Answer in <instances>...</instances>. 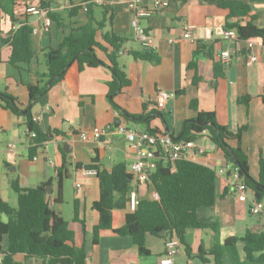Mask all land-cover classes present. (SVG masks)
Returning <instances> with one entry per match:
<instances>
[{"label":"crops","instance_id":"0c3cea01","mask_svg":"<svg viewBox=\"0 0 264 264\" xmlns=\"http://www.w3.org/2000/svg\"><path fill=\"white\" fill-rule=\"evenodd\" d=\"M49 1H52L51 10L74 23L73 28L88 23L84 10L70 19V10L65 6L66 2L81 5L85 0H23L20 14H24L28 7H39L42 2ZM231 1L248 4L257 17L256 24L264 28V0ZM153 2L143 0V6L150 8ZM110 7L113 19L103 32L113 31L128 40L119 63L132 80L130 87L123 88L114 97L118 109L114 108L108 96L112 72L105 66L74 73L67 82L50 87L30 105L28 87L37 85L39 76L46 73L44 53L57 47L63 37V31L57 24L45 28L40 17L28 15L29 22L40 28L33 41L37 56L28 65H11V48L0 41V92L17 98L23 105L22 109L30 108L33 117L38 119L41 133L50 135V140L34 156L37 160H33L27 146L26 118L0 107V196L17 206L18 195L11 186L13 181L17 180L22 189L48 184L51 187L49 201L75 232V244L86 247L88 264H160L166 257V242L155 236L147 238L150 252L147 256L139 253L130 237L109 230L101 232L97 244L93 243V229L100 222V215L93 204L101 199V189L97 174L86 173L85 167L96 162L101 171H111L116 165L124 164L130 171L137 154L123 136L104 137L95 143L82 141L79 134L94 127L115 126L119 121L135 131L151 129L178 139L185 123L195 120L199 112L214 113L219 124L234 133L246 128L242 149L248 156L250 174L257 179L259 159L264 157V43L260 39L238 41L227 38L225 24L228 11L221 9L216 2L170 0L168 7L141 20L142 27L150 36L149 51L159 61L138 60L129 52H142L147 48L137 40L131 26L132 11L123 0H110ZM183 23L195 25L193 39L183 37ZM11 28L6 19L0 36L5 39ZM224 51L232 53L229 65L219 60ZM253 54L258 60L253 66H248L249 56ZM160 91L173 97L158 111L155 105ZM244 96H249L248 104L240 101ZM193 102H196V108L192 107ZM127 114L144 115V120H127ZM196 137L195 148L188 152L187 160L213 170L228 165L227 171L216 178L215 205L197 212L202 223L218 225L220 237L212 229L189 231L185 243L191 249V257L183 247L174 264L202 263L196 258L200 249L210 251L216 242L242 237L249 230L264 231V212L253 216L250 213L251 202L235 198V188L242 180L237 178L232 165L227 162L224 151L211 142L207 131ZM11 143L16 145L14 152L8 149ZM59 171H62V176ZM61 188L63 203L57 205L55 200ZM132 188L142 199L157 200L152 186L133 183ZM75 201L80 202V217L86 221V230L74 221ZM66 208H69V220L65 217ZM125 214L126 211L122 210L113 212L114 229L124 225ZM4 247L7 248L6 241ZM17 260L25 261L23 256H18ZM26 264L45 263L29 260ZM222 264L230 262L224 257Z\"/></svg>","mask_w":264,"mask_h":264},{"label":"trees","instance_id":"16d2710c","mask_svg":"<svg viewBox=\"0 0 264 264\" xmlns=\"http://www.w3.org/2000/svg\"><path fill=\"white\" fill-rule=\"evenodd\" d=\"M73 0H71L72 2ZM85 0L81 5H73L68 17L75 18L80 10L87 6L88 23L73 28L74 23L63 18L62 14L51 11L49 16L58 29L63 31V37L57 47L49 48L45 53L46 73L39 76V83L29 86L31 104L43 96L50 87L65 83L74 73L86 68L105 66L112 72V81L108 84V96L115 109L114 97L123 88L132 85V80L120 66L119 59L127 39L111 32L104 33L107 23L113 19L110 0ZM216 2L228 11L226 30L236 32L238 41L260 39L264 43V28L256 24L257 17L252 8L240 1L206 0ZM51 2H42L39 7H51ZM23 0H0V29L6 19L12 28L0 41L11 48L9 63L13 66L30 64L37 54L33 48L35 34L34 26L28 20V14H20ZM95 9H100L102 17L95 18ZM108 15H111L108 17ZM135 59L156 63L159 59L149 51L129 52ZM192 66V65H191ZM249 96L240 99L248 104ZM264 100V93H263ZM20 101L0 92V107L13 114L25 117L26 126L36 137L32 139L29 149L30 157L50 140V135L41 133L37 123L33 121L30 108L22 109ZM196 108V102L192 103ZM27 111L24 114V111ZM158 111L160 109L157 108ZM127 120L143 121L144 115H129ZM201 123H209L202 126ZM245 127L237 133L219 124L214 113L199 112L195 120L187 121L178 141H194L197 135L208 132L213 144L220 147L232 169L238 168L235 158L241 165L238 179L242 180L256 201L264 202V157L259 159V176L257 179L250 174L249 160L242 149V136ZM151 133L161 132L148 129ZM173 138L174 136L171 135ZM175 139V138H174ZM95 171L99 178L101 199L93 204L100 215V222L93 229V243L97 244L99 234L112 231L121 236L130 237L142 256L150 254L147 249V238L155 236L165 242L178 238L185 252L191 257V249L185 243V236L191 230L212 229L219 237L217 224L202 223L197 215L201 208L213 207L216 203V172L213 169L189 161L187 159L171 163L161 158L157 159L156 169L150 173L147 186H152L159 198L157 200L142 199L138 195L139 204L135 211L130 210V193L133 176L124 164L116 165L111 171L100 170L96 164L85 167ZM62 176V171H59ZM18 195L16 207H12L0 196V255L2 264H26L29 260H40L45 264H88V252L85 246L75 244V232L69 223L52 206L46 193L48 184L36 188L22 189L18 181L11 183ZM138 194V193H137ZM63 203L62 188L55 204ZM80 202H74V221L79 222L86 230V221L80 217ZM126 211L125 223L119 229L113 228V212ZM6 218V221L4 220ZM218 240V239H217ZM7 242V248L4 242ZM23 256L25 261H18ZM226 257L230 264H264V231H247L242 237H231L205 251L200 249L196 254L202 263L222 264Z\"/></svg>","mask_w":264,"mask_h":264},{"label":"built area","instance_id":"2783aa9c","mask_svg":"<svg viewBox=\"0 0 264 264\" xmlns=\"http://www.w3.org/2000/svg\"><path fill=\"white\" fill-rule=\"evenodd\" d=\"M97 3L101 1L96 0ZM125 5L133 13V19L131 26L135 31L137 40L143 45V47L149 49L151 45L150 36L146 33L145 29L141 25V20L145 18L152 17L158 10L165 9L169 6L170 0H154L150 8H145L143 6V0H123ZM68 10L72 9L73 6L69 2L65 3ZM87 11V6L83 9ZM51 8L48 7H28L25 13L28 15L38 16L42 19L43 27L50 28L53 25V21L49 14ZM195 25L189 23H183L182 31L183 37L187 39H193L192 33L195 30ZM39 27H34L33 33L37 34ZM225 36L230 39H237L236 32L233 30H226ZM170 42H174L171 40ZM232 53L231 51H224L219 55V60L225 65H229L231 62ZM258 58L256 55H250L247 61L248 66H253L257 62ZM173 97L164 91H160L157 97L156 108L163 109L167 101ZM35 123L38 122L37 118H33ZM29 142L27 143L30 149L34 146L32 139L36 137L35 132L27 130ZM112 136H123L129 142L131 148H133L137 154V160L130 166V173L133 176V183L135 185H145L150 181V173L156 169L157 159L161 158L165 161L171 163H176L180 160H185L189 151L195 148L194 141H178L174 139L168 133H151L149 131H135L129 129L123 124L119 126H106L103 128L94 127L90 131H84L79 134V137L84 142H95L99 143L104 137ZM16 145L11 143L9 145V151L14 152ZM33 160H37L34 157ZM1 162V158H0ZM54 164L53 161H50ZM227 167L215 170L216 175L220 176L227 171ZM238 168L234 169V172L238 178ZM86 173L97 174L95 171H88L85 169ZM235 198L242 202H251L250 213L253 216H258L264 212V203L255 200L253 193L247 189L245 184L239 183L235 188ZM252 194V195H251ZM158 199V194L156 195ZM139 204L138 194L136 190H132L130 193V210L135 211ZM183 246L178 238L172 239L165 243L166 257L160 261V264H174L175 257L182 251ZM0 264H2V256L0 255ZM204 264V263H198Z\"/></svg>","mask_w":264,"mask_h":264},{"label":"rangeland","instance_id":"374dc122","mask_svg":"<svg viewBox=\"0 0 264 264\" xmlns=\"http://www.w3.org/2000/svg\"><path fill=\"white\" fill-rule=\"evenodd\" d=\"M94 15H95V18H96L97 20H100V18L102 17L101 10H99V9H95ZM10 205H11V204H10ZM11 206H12V207H16V205H15V206L11 205ZM68 209H69V208H66V211H65V217H66V219L69 220V212H68ZM70 210H71V209H70ZM4 220L6 221V218H4Z\"/></svg>","mask_w":264,"mask_h":264},{"label":"water","instance_id":"95a60500","mask_svg":"<svg viewBox=\"0 0 264 264\" xmlns=\"http://www.w3.org/2000/svg\"><path fill=\"white\" fill-rule=\"evenodd\" d=\"M24 113H26V111H25ZM119 125H120V122H119V121H116L115 126H119ZM201 125H202V126H206V125H209V123H201ZM179 138H180V137H179ZM179 138H178V139H179ZM178 139H176V140H178ZM65 151L68 152L66 149H65ZM234 159H235V163H236L237 167H238L239 169H241V165H240V163L238 162V160L235 158V156H234ZM49 188L51 189L50 186L46 188V193H47V194L50 193V192H49Z\"/></svg>","mask_w":264,"mask_h":264}]
</instances>
